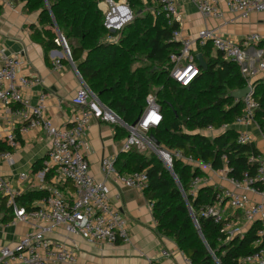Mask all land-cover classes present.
<instances>
[{"label": "built area", "instance_id": "obj_1", "mask_svg": "<svg viewBox=\"0 0 264 264\" xmlns=\"http://www.w3.org/2000/svg\"><path fill=\"white\" fill-rule=\"evenodd\" d=\"M146 2V0H141ZM156 8L153 15H163L168 24L178 23L173 32L175 40L181 42V49L170 57V65L166 67L170 78L182 86H188L199 75L200 67L197 60L198 45L211 42L214 50L223 53L228 61L238 63L251 92L243 97V111L232 123L220 126L208 125L198 130L208 136H216L228 130L237 132V141L243 144H254L258 151L250 158L258 164L256 175L245 174L242 179L229 178L228 168L218 170L220 176L227 179L229 186L222 187L214 201L201 209V213L220 226L222 238L226 244L236 237H244L245 233L256 222L262 227L257 230L254 242L255 250L239 258L242 264H264V201L254 200L252 195L264 199V131L260 128L256 113L259 102L254 97L253 81L264 72V51L256 55L249 54L247 49L257 45L263 37L258 33H250L239 41L220 36L216 29H200L195 36L182 35V18L178 0H154ZM196 9L204 17L224 18L228 11L240 18H247L252 12H264V0H191ZM5 5L14 6L13 0H4ZM98 7L104 15V26L112 35L110 41H116L120 32L135 18V10L127 0H98ZM65 56L71 62L70 50L65 39L61 38ZM259 62L258 66L255 63ZM22 59L18 55H7L0 46V160L13 162V150L23 137L30 131L43 130L51 137V146L43 167L36 172L39 190L47 194L37 200V208L25 210L19 206L16 198L21 194L10 180L0 174V224L5 227L24 223L29 226L13 245L0 248V264H76L78 243L72 236H80L88 243L105 241L108 243H129L130 233L119 206L112 203L111 192L115 187L117 198L120 189L148 187L146 171L120 173L115 162L117 156H104L101 160V179L95 177L90 170L87 158L88 145L86 136L93 119L119 125L127 134L122 139L121 152L131 149L153 151L164 162L166 167L173 166L177 159L190 165L193 169L207 171L210 165L196 160L180 150H171L163 145L157 146L151 139L149 131L159 126L163 120L161 107L155 93L146 98V106L134 123L125 122L113 109L105 105L100 98L87 86L83 85L71 98V103L78 110H73L65 124L56 125L47 115V93H41L38 102L33 104L25 96L24 89L42 84L39 75L22 74ZM56 66L59 58L54 59ZM81 77V76H80ZM82 79V78H81ZM246 85V86H247ZM254 129L259 131L261 144H256ZM215 172V170H213ZM50 177L47 179V175ZM19 180L27 181L30 175L20 173ZM49 180V182L47 181ZM70 182L72 189L66 185ZM201 175L191 181L189 193L196 196L199 189L206 184ZM216 185V184H213ZM186 198V194L184 193ZM6 200L7 208L13 213V219L2 222L1 205ZM152 208V204H150ZM242 219V221L240 220ZM196 220V219H195ZM155 224H157L155 220ZM62 229L61 232L58 230ZM60 234L61 238H57ZM69 239L68 241L62 240ZM162 256L171 257L167 250ZM192 264L190 260H187ZM146 264H161L158 259H149Z\"/></svg>", "mask_w": 264, "mask_h": 264}, {"label": "trees", "instance_id": "obj_2", "mask_svg": "<svg viewBox=\"0 0 264 264\" xmlns=\"http://www.w3.org/2000/svg\"><path fill=\"white\" fill-rule=\"evenodd\" d=\"M19 1L25 2L27 10L38 12V23L30 24L29 28L33 40L44 47L47 65L52 66L51 51L63 50L62 35L83 82L125 122L136 121L146 106L147 95L153 92L163 120L149 134L161 145L183 151L215 171L227 167L229 178L256 175L258 164L250 160L258 151L254 144L239 143L237 132L232 129L213 137L198 132L208 125L232 123L240 116L242 100L232 98L231 92L247 85L240 65L226 60L221 51L213 49L211 42L197 48L208 68H201L190 85L182 86L166 70L171 55L181 49V42L173 37L178 23L168 24L163 15L146 11L144 3L148 0H127L136 15L120 32L113 34L118 36L116 41L108 39L112 34L104 26L98 0ZM258 45L263 48V40ZM65 60L64 57L59 62ZM253 88L260 105L256 120L264 131V81L254 80ZM114 127L116 137L122 140L126 130L119 125ZM44 160L45 157L34 163V172L42 169ZM115 167L120 173L146 171L148 187L143 191L152 204L157 229L173 238L192 264H242L239 258L255 250L257 230L262 227L259 222L244 237L226 244L220 242V226L205 217L201 209L214 201L222 187L206 184L196 196L189 193L191 181L203 173L200 169L174 159L172 169L179 186L156 153L137 149L119 153ZM66 185L72 189L70 182ZM46 194L44 189L31 190L17 196L16 201L25 210H34L37 206L32 203ZM1 211L2 222L13 219L5 199Z\"/></svg>", "mask_w": 264, "mask_h": 264}, {"label": "crops", "instance_id": "obj_3", "mask_svg": "<svg viewBox=\"0 0 264 264\" xmlns=\"http://www.w3.org/2000/svg\"><path fill=\"white\" fill-rule=\"evenodd\" d=\"M14 6L5 5L0 0V46L7 55H18L22 59L20 72L27 76L39 75L43 79L42 84H37L24 89V94L33 104L38 102L41 93H47V115L56 125L65 124L70 119L73 110L79 107L71 103V98L83 85V80L74 68L73 64L65 56L53 55L50 52L52 66L47 65L44 58V47L33 40L30 24L38 23V12L25 8V2L13 0ZM179 12L182 18V35L195 36L200 29L205 27L216 29L217 33L234 41H239L247 34L258 33L264 42V12H252L247 18H240L228 11L224 18L214 19L204 17L198 12L191 0H178ZM247 51L250 55H256L257 51H264L257 45H251ZM65 62L59 66L54 64L55 58H64ZM256 64V63H255ZM260 72L254 80L262 76ZM256 144H261L259 131L254 129ZM89 147L87 158L90 170L96 178L101 179V160L104 156H118L121 153V143L116 137L115 127L108 123L93 119L86 136ZM51 146V137L43 130H33L23 137L20 145L13 150V162L0 160V174L10 180L19 189L20 195L31 190H39V181L33 165L43 159ZM217 171H215L216 173ZM20 173H27L30 179L21 181ZM218 174V173H217ZM217 179L218 186L228 187L226 178ZM49 182V180H47ZM206 184H216L207 181ZM205 184V185H206ZM217 185V184H216ZM119 190V189H118ZM118 190L112 187L111 200L119 206L125 218L126 227L130 233L129 243H108L105 241L88 243L80 236H72L78 243L76 264H146L149 259H158L161 264H189L188 259L179 249L175 240L159 232L150 203L143 190L138 188L120 189V198H117ZM254 200L264 201L262 197L252 195ZM38 200V199H37ZM37 200L32 205L37 206ZM242 221V219H240ZM7 223V222H6ZM29 226L24 223L5 227L0 224V248L13 245ZM59 232L62 229L58 230ZM57 234V238H61ZM62 240L64 239L62 235ZM167 250L171 257L162 256V251Z\"/></svg>", "mask_w": 264, "mask_h": 264}, {"label": "water", "instance_id": "obj_4", "mask_svg": "<svg viewBox=\"0 0 264 264\" xmlns=\"http://www.w3.org/2000/svg\"><path fill=\"white\" fill-rule=\"evenodd\" d=\"M60 37L62 38V35H60ZM53 55L61 56L62 53H61V52L53 51ZM197 60H198V63H199V67H200V68H202L203 70H206V69L208 68L207 63H206V61H205V59H204V57H203V55H202L201 53H198V54H197ZM71 63L73 64L74 68L76 69V66H75V64L72 62V60H71ZM76 71H77V69H76ZM77 72H78V71H77ZM79 76H80V74H79ZM250 92H251V87H250L249 85H247V86H245V87H243V88H241V89H238V90L232 91V92H231V97L239 101V100H241L243 97H245L247 94H249ZM150 137H151V139L155 142V144H156L157 146L160 145V142H159V141H158L153 135H151ZM168 169L171 171V173L173 174L174 178L176 179L177 183H178L179 186H180L179 180L177 179V177H176V175H175L173 169H172L171 167H168ZM185 199H186V203H187V205H188V207H189V209H190V212H191V214H192V211H191V208H190L189 202L187 201V198H185Z\"/></svg>", "mask_w": 264, "mask_h": 264}, {"label": "rangeland", "instance_id": "obj_5", "mask_svg": "<svg viewBox=\"0 0 264 264\" xmlns=\"http://www.w3.org/2000/svg\"><path fill=\"white\" fill-rule=\"evenodd\" d=\"M1 1H4V0H1ZM144 7H145V9H146V11L147 10H149V11H153L154 9H155V7H156V3H155V1L154 0H148L147 1V3L145 4L144 3ZM258 64H259V62H256V64H255V66L257 67L258 66ZM262 76H260L259 78H257V80H262V81H264V73L263 74H261ZM147 155H151L150 153H147ZM202 171V170H201ZM203 173L201 174V177H202V179L204 180V181H213V182H215L217 185H219L218 183H217V179H219L220 177H218L217 175V173H215L214 171H213V169L212 168H207V171H202ZM222 177V176H221Z\"/></svg>", "mask_w": 264, "mask_h": 264}]
</instances>
